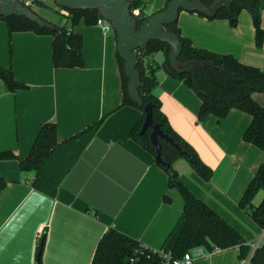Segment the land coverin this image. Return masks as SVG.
<instances>
[{
	"label": "crops",
	"instance_id": "1",
	"mask_svg": "<svg viewBox=\"0 0 264 264\" xmlns=\"http://www.w3.org/2000/svg\"><path fill=\"white\" fill-rule=\"evenodd\" d=\"M140 1L149 16L164 10L167 2ZM58 13L55 22L46 20L66 24L81 36L82 67L55 68L51 34H10L7 22L0 18V65L11 68L14 78L27 86L10 91L0 79V153L27 156L45 122L55 123L57 140L63 142L99 119L104 121L62 179L55 197L34 188L36 171L21 170L17 159L0 160V177L6 183L0 193V264H36L42 238V264H91L98 241L109 227L147 248L171 250L183 225L184 200L169 186L167 173L152 155L129 137L142 112L122 105L114 30L89 25L83 16L71 24L69 16ZM260 16L264 31V0H260ZM177 24L193 46L231 55L264 71V38L257 46L248 11H241L235 26L227 19L188 11L179 13ZM150 58L158 81L154 93L163 113L214 173L210 181H203L182 158L174 168L185 185L248 244L260 245L263 229L239 207L248 183L264 163V151L242 137L251 116L232 109L225 118L210 115L199 123V97L165 72L162 51ZM252 96L264 107V92ZM193 264L242 261L238 249L231 247Z\"/></svg>",
	"mask_w": 264,
	"mask_h": 264
},
{
	"label": "trees",
	"instance_id": "2",
	"mask_svg": "<svg viewBox=\"0 0 264 264\" xmlns=\"http://www.w3.org/2000/svg\"><path fill=\"white\" fill-rule=\"evenodd\" d=\"M171 0H167L165 8ZM205 5L218 8L213 17L209 19H227L232 26L238 23L241 11L250 13L255 28L256 45L260 46L264 38V31L260 25V0H201ZM35 3L44 6V1L35 0ZM130 11L136 7L141 10L140 17H134L138 25L144 23L150 16L144 13L140 0H127ZM32 8V7H31ZM59 9H67L61 8ZM69 10V20L74 24L79 17H84L89 25L96 24L99 15L96 9ZM8 24L9 33L16 31H33L37 34H51L52 61L55 68L82 67L84 64L81 46L82 38L73 32L66 24L50 22L45 27H40L24 16H1ZM166 30L175 33L182 43V51L177 60L180 66L190 62H197L199 67L193 72L178 74L169 64V46L159 41H151L148 45L136 50L139 58L137 69L140 72L143 86L139 89L143 105H138L129 96V78L124 73V61L117 53L122 77L124 106H133L142 112L141 118L135 123L129 137L148 151L153 160L167 173L169 186L175 188L184 200L182 220L183 225L171 250L163 247L153 250L145 247L139 241L120 232L115 227H109L98 241L91 264H162L160 251L170 252L173 258L181 257L189 249L203 246L207 250L213 247L227 249L236 247L238 258L243 261L250 258V264H264V242L252 251L251 245L244 239L241 233L227 222L218 212L213 210L202 199L197 197L182 181L174 163L178 159H185L203 181H210L213 177V169L207 165L198 155L196 150L178 134L161 109V102L154 93L157 86L155 76V62L150 58L153 53L162 51L164 62L161 67L169 75L181 80L201 100L197 114V121L204 122L210 115L217 118H225L232 109H238L251 116V122L243 133V140L253 144L264 151V107L254 98L253 93L264 92V71L256 66L239 62L231 55L214 53L212 51L197 48L191 41L182 36L177 22L166 26ZM117 39V35L114 32ZM0 79L8 90L15 91L27 86L17 81L11 68L0 65ZM152 106L153 119L159 124L161 130L168 135L177 148L163 139H160L163 164L156 161V148L150 139V131L140 133L143 125L144 107ZM104 118L99 119L82 132L59 142L57 140V127L53 122H45L40 126L38 134L27 156L18 157L11 151L0 153V160L17 159L20 169L23 171L34 170L37 178L33 182L34 188L50 197H55L59 185L81 152L95 136L103 123ZM6 183L0 177V193ZM260 191H264V163L261 164L251 181L248 183L239 200L240 209L260 227L264 228V197L258 205L253 200ZM169 201V197H164ZM97 213V212H96ZM42 239L38 245L36 264H42ZM44 246V244H43Z\"/></svg>",
	"mask_w": 264,
	"mask_h": 264
},
{
	"label": "water",
	"instance_id": "3",
	"mask_svg": "<svg viewBox=\"0 0 264 264\" xmlns=\"http://www.w3.org/2000/svg\"><path fill=\"white\" fill-rule=\"evenodd\" d=\"M54 1L58 7L70 10L96 9L99 15L111 24L112 29L117 35V51L124 61V73L129 78V96L140 106L143 105V100L139 89L143 86V82L137 69L139 58L136 50L148 45L151 41L165 43L170 48L168 59L171 68L178 74L193 72L199 67V64L197 62H190L183 66L178 64L177 60L182 51V43L175 33L166 30V26L177 22L181 11L198 12L207 17H213L218 8V4L214 7H209L201 0H171L164 10L152 14L139 26L137 20L131 14L127 0ZM0 15L5 17L13 15L24 16L40 27L49 25L46 19L21 0H0ZM148 129L150 131L151 142L156 148V161L158 163L163 164L160 139L165 140L180 151L177 144L154 121L151 104H147L144 107L143 125L140 133H144ZM43 244L44 238H42V247ZM40 253L37 256V260Z\"/></svg>",
	"mask_w": 264,
	"mask_h": 264
},
{
	"label": "built area",
	"instance_id": "4",
	"mask_svg": "<svg viewBox=\"0 0 264 264\" xmlns=\"http://www.w3.org/2000/svg\"><path fill=\"white\" fill-rule=\"evenodd\" d=\"M24 3L32 7V5H34L35 3V0H27ZM59 11L61 12V14H63V16L67 17L70 15L69 10L67 9H61ZM131 14L133 17H140L141 16L140 8L139 7L134 8L133 10H131ZM96 23L100 25L105 31L111 30L112 28L111 24L102 17L98 18ZM263 237H264V228L260 234L259 240L262 239ZM258 246H259V242L251 244L252 251L256 249ZM220 250L221 249H218L217 247H213L211 250H207L203 246H196L189 249L181 257H175V258L171 256L170 252L160 251L159 253L162 257V264H193L195 260L203 258L210 253L219 252ZM242 264H250V258L243 260Z\"/></svg>",
	"mask_w": 264,
	"mask_h": 264
},
{
	"label": "rangeland",
	"instance_id": "5",
	"mask_svg": "<svg viewBox=\"0 0 264 264\" xmlns=\"http://www.w3.org/2000/svg\"><path fill=\"white\" fill-rule=\"evenodd\" d=\"M21 1L25 2L27 0H21ZM32 9L35 12H37L40 16H42L44 19H48L54 22H55L54 18L59 17L58 11L61 10L56 5L54 0H44V6H40L34 3V5H32ZM263 197H264V191H260L253 201L254 204L258 205Z\"/></svg>",
	"mask_w": 264,
	"mask_h": 264
}]
</instances>
